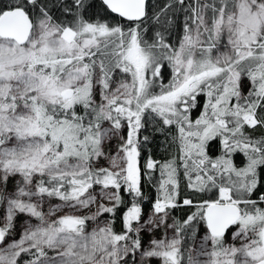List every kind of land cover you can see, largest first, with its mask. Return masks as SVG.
Here are the masks:
<instances>
[{
	"label": "snow or ice",
	"instance_id": "6c2138e0",
	"mask_svg": "<svg viewBox=\"0 0 264 264\" xmlns=\"http://www.w3.org/2000/svg\"><path fill=\"white\" fill-rule=\"evenodd\" d=\"M101 3L128 23L88 18L95 0H0V264H264V0ZM157 133L178 149L163 162L142 156Z\"/></svg>",
	"mask_w": 264,
	"mask_h": 264
},
{
	"label": "trees",
	"instance_id": "16d2710c",
	"mask_svg": "<svg viewBox=\"0 0 264 264\" xmlns=\"http://www.w3.org/2000/svg\"><path fill=\"white\" fill-rule=\"evenodd\" d=\"M3 2H7V0H3ZM164 2H165V0H149V5H151V4L163 5ZM55 14L58 15V13H55ZM88 18L107 20V21L114 22V23L119 22L121 24H127L128 23L126 20H124V19L118 17L117 15L111 13L109 11V9H107V7L101 3V0H95V6L91 10V12L88 14ZM182 18H183V13H179L178 18H177V27L172 30V34L168 37L170 43L176 44L178 42V40L180 39V36L182 35V32H181L180 27H179V24H180V21L182 20ZM170 72H171V69L168 68L166 75H165V79H164L165 83H167L168 80L171 79ZM247 90H248V83H247V81H245L244 91L247 92ZM199 100H200L201 104H203L204 97L203 96L199 97ZM199 111H200V108H197L196 110L193 111V118H195L199 114ZM149 132H151V129H149ZM142 134H148V132H144L142 130ZM254 135L257 137L260 135H264V129H260L259 131L255 132ZM167 139H168V141H170L171 137L169 136ZM177 152H178V149H177L176 145L166 142L165 137L160 135L159 133H157L153 137V142L151 144L147 145V148L142 153V156L146 159L149 155H151V157L153 159L163 162L165 160L171 159V157L173 155L177 154ZM219 154H220L219 141L218 140L212 141L210 143V155L215 157ZM234 162L236 163L237 166H243V164L245 163V158H244L243 154L235 155L234 156ZM159 178H160L159 172L157 170V171L152 173V180L147 181L143 184V190H144L145 195L147 197V199L144 201V205H143L144 212H147L151 209L152 202L156 198V195H157L156 189L152 185L155 184L156 181L159 180ZM186 183H187L186 179H182V181H181V195L182 196H185V195L186 196H192L193 193L191 192L190 189H188L185 186ZM121 195L124 198L125 205H122L117 212V219H116V225H115L117 231L122 230L120 217L126 211V206H130V203H129L130 197L126 193H124L123 190H121ZM208 198H215V192L213 191L211 193H201L197 197L198 200L208 199ZM189 211H190V209H188L187 207L179 208V209L173 210V215L178 217V218H182V217H185L186 215H188Z\"/></svg>",
	"mask_w": 264,
	"mask_h": 264
},
{
	"label": "rangeland",
	"instance_id": "374dc122",
	"mask_svg": "<svg viewBox=\"0 0 264 264\" xmlns=\"http://www.w3.org/2000/svg\"><path fill=\"white\" fill-rule=\"evenodd\" d=\"M98 99H99V97H97ZM123 134L126 136L127 135V129H124L123 130ZM115 145H116V141L115 140H113L111 143H110V148H111V150L113 151V152H115ZM101 163H105V162H101ZM11 187H12V183L10 182L9 183V189H11ZM51 204H58V202L57 201H55V202H51V200L50 201H48L45 205H44V211H47L48 210V207H49V205H51ZM69 211H71L70 209H67V208H65L62 212H60V213H57V215H63L65 212H69ZM150 212H151V209L149 210V211H147V212H144V218H147L148 217V215H150ZM55 217H53V219H54ZM27 219V217L26 216H24V215H21V216H19L18 218H17V221H16V229H15V233H14V237L13 238H19V235H20V230H21V224L25 221ZM32 223H37V221L33 218L32 219V221H31ZM235 231V228H234V230L231 232L230 231V233L228 234V237H227V239L229 240V243H233L234 241L232 240V233ZM206 232V226L205 225H203V224H201L200 226H199V235H203L204 233ZM169 235H171V232L169 231ZM161 236H162V231L161 230H157V231H155V233H154V235H150V234H148V233H142V239H143V243L145 244V245H147V243H148V241L150 240V239H153V238H161ZM236 243H238V242H236ZM151 264H160V262L158 261V260H156V259H153L152 260V262H151Z\"/></svg>",
	"mask_w": 264,
	"mask_h": 264
},
{
	"label": "flooded vegetation",
	"instance_id": "af4514ba",
	"mask_svg": "<svg viewBox=\"0 0 264 264\" xmlns=\"http://www.w3.org/2000/svg\"><path fill=\"white\" fill-rule=\"evenodd\" d=\"M55 202V201H57L58 202V204L59 203H61L58 199H56V198H52L51 199V202ZM51 205H55V204H51ZM50 206V205H49ZM234 230V227L233 228H230L229 230H228V232L226 233V240H227V242L229 243V240L227 239V237H228V234L230 233V231L232 232Z\"/></svg>",
	"mask_w": 264,
	"mask_h": 264
},
{
	"label": "water",
	"instance_id": "95a60500",
	"mask_svg": "<svg viewBox=\"0 0 264 264\" xmlns=\"http://www.w3.org/2000/svg\"><path fill=\"white\" fill-rule=\"evenodd\" d=\"M110 11V10H109ZM116 15V14H115ZM123 19V18H122ZM125 20V19H124Z\"/></svg>",
	"mask_w": 264,
	"mask_h": 264
}]
</instances>
